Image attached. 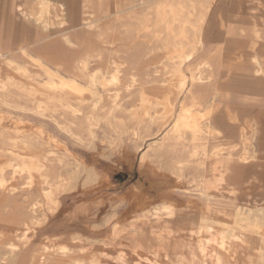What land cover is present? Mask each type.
I'll return each instance as SVG.
<instances>
[{"label":"rangeland","instance_id":"rangeland-1","mask_svg":"<svg viewBox=\"0 0 264 264\" xmlns=\"http://www.w3.org/2000/svg\"><path fill=\"white\" fill-rule=\"evenodd\" d=\"M43 1L51 11L57 0H0V83L17 81L15 87L0 88V148L8 150L0 154L6 181L0 188V232L11 233L13 215L29 213L33 220L27 241L19 232L18 238L7 236L17 245L7 264H264V233L232 221L242 205L238 200L257 201L263 210L257 214L264 216V0H78L70 27L48 20V14L38 19L30 13ZM159 3L176 6V28L185 26L187 39L168 35L159 51L139 52L146 38L161 35L162 20L172 24L169 12L161 17L154 10ZM68 42L78 46L62 48ZM48 48L74 58L90 51L89 73L106 71L109 82L97 105L85 93L84 98H62L77 110L75 117L51 104L37 111L36 104L46 103L44 69L54 67L41 61L39 68L36 61L50 57L43 53ZM189 54L179 66L178 59ZM211 60L213 69L208 68ZM19 68L24 72H16ZM194 75L218 90L208 120L211 135L177 139L170 132L171 119L166 121L169 115L155 114L153 109L161 106L153 102L171 97L176 116L178 105L187 101L185 95L174 100L176 81ZM141 96L149 100L152 118L137 123ZM201 146L219 153L209 165L216 160L240 165L245 175L235 179L221 173L220 188L205 196L206 162L201 156L190 162L193 148ZM178 150L183 154L180 169L174 165ZM25 158L42 162L34 178H21L10 167ZM55 184L60 185L56 205L43 198ZM163 206L171 208V216ZM209 215H228L234 233L223 232L225 244L210 243L202 256L197 242L208 238L200 229ZM164 227L170 234H163V245L156 247ZM17 229L22 230L21 223ZM134 239L141 248L131 251ZM62 247L67 251L61 252Z\"/></svg>","mask_w":264,"mask_h":264},{"label":"bare ground","instance_id":"bare-ground-1","mask_svg":"<svg viewBox=\"0 0 264 264\" xmlns=\"http://www.w3.org/2000/svg\"><path fill=\"white\" fill-rule=\"evenodd\" d=\"M151 0H133L131 3L134 2H142V3H148ZM162 1V0H161ZM206 1V0H205ZM154 2V1H153ZM170 2V1H168ZM43 1L42 3H37L35 6H37V8H35V6H31L29 8L30 13H34L36 15V17L38 19H43L46 17V15L44 16V14H48L49 18L48 20L50 21H56L59 25L65 26L67 25V27H70L71 25V17L73 16L75 9L78 5V0H57L54 3H52L53 8L51 9V11H47L45 6H47V3ZM156 3V2H155ZM163 3V2H162ZM174 3V2H173ZM172 3V4H173ZM30 4V3H28ZM152 4V3H151ZM190 4V3H189ZM158 5V4H157ZM160 5V3H159ZM157 6L156 12L159 13V15L161 17H164L165 13H170L172 15V24H170V22H167L166 20H162L161 18V23L163 22L164 25V29H162V33L161 35L152 37V39L150 38H146V44L148 46V48L145 45L144 48H139V52H143V49L145 51H149V50H158L159 51V43L163 44L164 42L168 41L170 38H177V40L180 39L181 40H186L187 37L184 33V27L182 25V27H180V29L176 28V24L179 23V16L176 12V6L171 5L170 3H166L164 5H160ZM176 5V4H175ZM182 5V4H181ZM192 5V4H191ZM190 5V6H191ZM151 6V5H150ZM185 6V5H184ZM187 6V5H186ZM200 6V5H199ZM198 6V7H199ZM148 7V6H147ZM155 7V4L154 6ZM152 7V8H153ZM179 8H182V6H180V4L178 3ZM192 7V6H191ZM207 7V6H206ZM39 8V9H38ZM41 8V10H40ZM151 8V9H152ZM19 9V8H18ZM150 9V8H149ZM183 9H185L183 7ZM189 9V8H188ZM202 9V8H200ZM209 9V8H208ZM190 10V9H189ZM194 10V9H193ZM192 10V11H193ZM206 10V9H205ZM146 11V9H145ZM153 11V10H152ZM195 11V10H194ZM197 11V10H196ZM208 11V10H207ZM151 12V11H150ZM179 12V11H178ZM181 12V11H180ZM183 12V11H182ZM181 12V13H182ZM188 12V11H187ZM23 13V12H22ZM152 13V12H151ZM180 13V14H181ZM184 13V12H183ZM182 13V14H183ZM206 13V11H205ZM187 15V14H185ZM197 15V13H196ZM188 16V15H187ZM190 16V15H189ZM199 16V15H198ZM35 17V18H36ZM133 17V16H132ZM155 17V16H153ZM159 17V16H158ZM185 17V16H184ZM200 17V16H199ZM204 17V16H203ZM157 18V17H156ZM194 18V17H193ZM205 18V17H204ZM165 19V18H164ZM168 19V18H167ZM182 19V17H181ZM192 19V18H191ZM195 19V18H194ZM14 20V19H13ZM185 20V19H184ZM189 20V19H188ZM187 20V21H188ZM49 21V22H50ZM127 21V20H126ZM133 21V20H132ZM142 21V20H141ZM144 21V19H143ZM156 21V20H155ZM15 22V21H14ZM134 22V21H133ZM157 22V21H156ZM197 22V21H196ZM10 23V22H9ZM21 23V22H20ZM125 23V22H124ZM129 23V22H128ZM131 23V22H130ZM135 23V22H134ZM191 23V22H190ZM199 23V22H198ZM202 23V22H201ZM127 24V23H126ZM143 24V22L141 23ZM153 24V23H151ZM160 24V23H159ZM181 24V23H180ZM183 24V23H182ZM185 24V23H184ZM189 24V23H188ZM200 24V23H199ZM11 25V24H10ZM14 25V24H13ZM24 25V24H23ZM45 25V24H43ZM122 25V23L120 24ZM134 24H132L133 26ZM138 25V24H137ZM158 25V24H157ZM179 25V24H178ZM192 25V24H191ZM197 25V24H196ZM195 25V26H196ZM125 26V25H124ZM128 26V25H127ZM126 26V28H127ZM131 26V27H132ZM136 26V25H135ZM175 26V30L174 27ZM130 27V26H128ZM158 27V26H157ZM156 27V28H157ZM161 27V26H160ZM133 28V27H132ZM186 28V27H185ZM198 28V27H197ZM201 28V27H200ZM32 29V28H31ZM135 29V27H134ZM138 29V27H137ZM135 29V30H137ZM155 29V28H154ZM63 31V30H62ZM132 31V29H131ZM130 31V32H131ZM58 32V31H57ZM129 32V33H130ZM188 32V29H187ZM150 33V31H149ZM156 33V32H155ZM154 33V34H155ZM192 33V32H191ZM175 34V35H174ZM197 34V33H195ZM37 35V34H36ZM149 35V34H148ZM168 35L170 36V38H168ZM174 36V37H173ZM191 36V35H190ZM193 36V35H192ZM144 38V37H142ZM174 38V39H175ZM199 38L197 37V42L200 44V40H198ZM190 40V38L188 39ZM192 40V39H191ZM164 41V42H163ZM168 43V42H167ZM166 43V44H167ZM182 43V42H181ZM184 43V42H183ZM182 43V44H183ZM186 43V42H185ZM180 44V42H179ZM177 43V45H179ZM198 44V45H199ZM256 44V43H255ZM197 45V44H196ZM257 45V44H256ZM255 45V46H256ZM7 46V45H6ZM78 46V43L76 42H71V43H67L62 45V48L66 49V50H70V48ZM164 46H166L164 44ZM175 46V45H174ZM200 46V45H199ZM250 46V45H249ZM253 46V45H251ZM250 46V47H251ZM143 47V45H142ZM162 47V45H161ZM186 47V46H185ZM190 47V46H189ZM169 48V47H168ZM167 48V49H168ZM14 49V48H13ZM175 49V48H173ZM194 49V47H193ZM251 49V48H250ZM253 49V48H252ZM88 50V49H87ZM161 50V49H160ZM163 50V48H162ZM166 50V49H165ZM178 50V49H177ZM154 51V52H155ZM189 51V50H188ZM192 51V50H191ZM190 51V52H191ZM90 51L83 53L81 55L74 57H71V55L69 54H62V51H58V49H51L48 48L45 51H43V53H47L50 55V57H39V60L36 61V63L39 66H42V62L41 61H45L47 62V64H50L51 66H53L54 70H45V78H47V81L45 82V88L47 90V96H46V103L43 104L42 101H40L37 105V111H46L47 108V104H51L52 108L55 107H59L60 109H62V111H64L66 114L75 117L77 115V110L74 109L72 106L68 105L67 103L63 102L65 97L68 96H74L77 99L79 98H84V94L87 93L86 98H88L89 100L95 102V104L97 105L100 101H101V95L100 93L102 91H106L108 90V78H107V72H101V73H89L88 70V60L89 58L92 57V55L89 53ZM138 52V53H139ZM145 53V52H143ZM151 53V52H150ZM172 53V52H171ZM181 53V51L179 52ZM193 53V51H192ZM22 54V53H21ZM191 54V53H190ZM189 55H187L186 57H181L180 59H178V65L180 66L184 60L189 59ZM25 56V54H23ZM170 55V52L168 54V56ZM174 55V54H171ZM176 55V54H175ZM28 57V56H27ZM29 59H31L30 57H28ZM45 58V59H42ZM255 58V57H253ZM252 58V59H253ZM32 60V59H31ZM36 60V59H35ZM34 61V60H33ZM214 60H211V62L208 64V68H212L213 69V62ZM9 64V63H8ZM37 66V65H36ZM40 68V67H39ZM24 69L19 68L16 72L20 73V72H24ZM141 70V68H140ZM184 70V69H183ZM31 71V70H30ZM116 74V73H115ZM11 75V74H10ZM14 75H12L13 77ZM183 76V75H182ZM115 78H117V76L115 77H111L110 81L112 82V80H115ZM10 80H12L11 78H9ZM15 79H17L15 77ZM19 80V79H18ZM15 83H17V81H14ZM13 81H8V83L5 81L4 85H2L0 83V88H5V85H12V86H16L14 85ZM110 82V83H111ZM114 82V81H113ZM171 84V83H170ZM174 84V83H173ZM172 85V84H171ZM110 87V86H109ZM171 87V86H170ZM176 92H175V98L174 100H176V98L178 96H184L187 98V101L183 104L180 103V105H178V109H177V114L176 116H173L174 114V107L172 102H169V100L166 97H161L160 101L157 102L155 104L154 103V107L157 106H161V108H155L153 109L155 114H159V112H161L163 115V117L168 116V119L166 121H169L171 119L170 122V132L172 137H177V139H182L183 137H186V135H192L196 138L205 135L206 137H209V134L211 135V126L208 122L209 120V115H210V110L213 106V103L215 102V99L218 95V90L217 88L212 85L209 86L208 84H205L202 82V78L200 76L194 75L190 78H188L187 80L184 79L183 77L179 78V80L176 81ZM157 88V87H155ZM172 89H175L174 87ZM148 90V89H147ZM49 91V92H48ZM142 91V90H141ZM170 91V90H169ZM172 93V92H171ZM170 93V94H171ZM166 94V93H165ZM168 94V93H167ZM53 95H55L56 97H54ZM140 95V94H139ZM116 96V94H115ZM114 96V97H115ZM168 96V95H167ZM172 96V95H171ZM146 97V96H145ZM145 97H139L140 101V107H141V112L139 113V115H136L134 118H137V123L140 122H144L145 120H143L144 118H146V116H148L149 118H152V116L149 113V110H151V107H147L146 104L149 103V100ZM155 97V96H154ZM156 98V97H155ZM154 98V99H155ZM173 98V97H172ZM184 98V97H183ZM139 104V103H138ZM171 106V108H169ZM45 107V108H44ZM137 111V110H136ZM39 112V111H38ZM151 112V111H150ZM94 111H92V117L94 116ZM159 119V118H157ZM92 121H96L93 118L90 119ZM156 120V119H155ZM220 122V121H219ZM136 123V124H137ZM223 123V122H222ZM221 124V122H220ZM165 125V124H164ZM163 125V126H164ZM91 126V125H89ZM91 128V127H90ZM241 129V128H240ZM212 130V129H211ZM244 131V130H243ZM252 131V130H251ZM250 131V132H251ZM259 131V123H256V132ZM243 134V133H242ZM251 134V133H250ZM168 135H170V133H168ZM244 135V134H243ZM252 136V135H251ZM241 137V135H240ZM244 140V139H243ZM154 143V142H153ZM157 143V142H156ZM155 144V143H154ZM248 145V144H247ZM246 145V146H247ZM233 147V146H232ZM249 147V145H248ZM248 147H246L248 149ZM252 147V146H251ZM162 148V147H161ZM169 149V148H168ZM220 149V148H219ZM224 149V148H223ZM233 149V148H232ZM246 149V150H247ZM222 150V149H221ZM231 150V149H230ZM250 150V149H248ZM7 149H3V147L0 148V154L7 152ZM10 152V151H9ZM246 153V152H244ZM248 153V152H247ZM246 153V154H247ZM250 153V152H249ZM248 153V154H249ZM178 158L180 159H175L174 161V165L180 169V167L183 166V162H182V152H180V150H178ZM251 154V153H250ZM219 153L218 152H213V153H209L208 150L204 147L201 146L200 150H197L196 148H193V152L190 154V162L191 161H195L198 157L201 156V158H203V161L206 162L203 163L205 170H206V176L203 178V189L202 192L205 196L209 197V193H207V191L210 189L215 188L216 186H218V182L222 180V176L221 173L224 172H230V174L233 176V178L235 179H239L242 178V176H244V172L242 170V168L240 167V165H227L226 163H222L219 160L214 161L213 163H211L209 165L208 160L210 158H213L215 156H218ZM240 155H242L240 153ZM250 156V155H249ZM15 157V156H14ZM29 158V156H28ZM31 158V157H30ZM217 158V157H216ZM214 158V159H216ZM220 158V157H219ZM247 158V157H246ZM26 159V158H25ZM21 160V161H15L14 165L12 163V165H10V167L12 168H17L18 170H14L15 172H18L21 174V178L24 177L25 178H31L33 176L34 172H40L41 170V165L40 163L41 160L38 159H29V160ZM230 159V158H229ZM227 159V160H229ZM243 159V158H242ZM250 159L252 160V158L250 157ZM17 160V159H16ZM213 160V159H212ZM240 161V160H239ZM5 162V161H4ZM3 162V163H4ZM45 162V161H43ZM8 163V162H7ZM6 163V164H7ZM202 164V165H203ZM3 166V165H2ZM8 167V166H7ZM15 168V169H16ZM45 169V168H44ZM12 170V169H11ZM23 173V175H22ZM220 175V177H218V179L215 178V176ZM16 174V173H15ZM17 175V174H16ZM15 176V175H14ZM45 177V174L43 175ZM208 177H210L208 179ZM34 178V177H32ZM36 178V177H35ZM11 179V178H10ZM15 179V178H14ZM48 180V179H47ZM223 182V181H222ZM253 182V181H252ZM47 183V182H46ZM260 183V182H259ZM34 184V183H33ZM249 184V183H248ZM6 185V181H5V173L3 171L2 168H0V188L4 187ZM9 186V185H7ZM260 186V185H259ZM44 187V186H43ZM52 192H49L48 194L45 195V198L47 203L50 204H55L56 205V201L54 199V193L60 188L59 184H55L52 186ZM219 187V186H218ZM28 188V187H27ZM220 188V187H219ZM2 189V188H1ZM0 189V191H1ZM50 189V188H49ZM217 190V189H215ZM49 191V190H48ZM208 191V192H209ZM212 191V190H211ZM214 191V189H213ZM212 191V192H213ZM231 191V190H230ZM251 191V190H249ZM217 192V191H216ZM247 192V190H246ZM223 193V192H222ZM235 193V192H234ZM42 194H44L42 192ZM224 194V193H223ZM237 194V193H236ZM261 194V192H260ZM229 195V194H227ZM226 195V196H227ZM256 195V194H255ZM258 195V194H257ZM43 196V195H42ZM263 196V195H262ZM250 197V196H249ZM248 197V198H249ZM232 198V197H231ZM264 200V198H263ZM264 202V201H263ZM238 203L242 204L239 206L238 209V213L234 215L233 217V224L239 226L240 228L245 225L248 228H251L252 230L258 232L259 235H262L264 233V216L258 215L257 213H261L263 212L262 210V206L259 205L260 203H258L257 201L254 200H238ZM161 205V204H160ZM38 206V205H37ZM49 207V206H47ZM33 208V207H32ZM34 209V208H33ZM42 209V208H41ZM39 210V209H38ZM163 211L166 212V214H168L169 216H171L172 211L170 207L167 206H163ZM32 213V210H31ZM29 213H26L24 215L21 216H15L13 215L12 217H10V221H9V225H10V229L9 232L11 233H3L0 232V264H7L9 262V257L14 254L15 250L17 249V245L9 240H7V236L9 234L14 235V238H18L17 232H19V234L21 233V238H23V242L28 240V236H26V233L28 232V230L31 229L30 225L31 222L30 221V215H28ZM23 219V220H22ZM230 217L228 215H223L222 217H215V216H206L203 219V223L205 224L204 227H202L200 230L202 232H205L208 234V238L205 240H199L197 242V248H198V252L199 254H203L208 248H212V245H210V243H215L218 245H222L224 243V240H226L227 238H225L223 236V232L226 233H230L232 235V233H234V230L232 229V227H230ZM35 222V221H34ZM21 223L22 224V230H18V224ZM39 224V223H38ZM36 226V225H35ZM151 231V230H150ZM199 231V230H198ZM30 232V231H29ZM153 232V230H152ZM129 233V232H128ZM131 233V232H130ZM133 233V232H132ZM151 233V232H150ZM163 234H170L169 229L165 228L163 230H160V232L158 233L157 236V246L156 247H160L163 245L164 243V238H163ZM131 235V234H130ZM228 240L230 238V235H227ZM233 236V235H232ZM232 238V237H231ZM13 241V240H12ZM228 242V241H227ZM225 244V243H224ZM155 247V248H156ZM221 247V246H220ZM115 248V247H114ZM129 248L131 249V251H136L138 249L141 248L140 246V242L136 239H134L131 242V245L129 246ZM219 248V247H218ZM222 248V247H221ZM45 250V249H44ZM59 250L61 252H66L67 249L65 247L59 248ZM106 250V249H105ZM59 251V252H60ZM154 251V250H153ZM155 253L157 252L154 251ZM153 252V253H154ZM210 253V252H209ZM123 252L119 251V256L117 257H122L123 256ZM157 254V253H156ZM117 255V253H116ZM205 255V254H204ZM209 255V254H208ZM213 255V254H212ZM203 256V255H202ZM204 258V257H203ZM145 260V259H144ZM216 260V259H215ZM43 262H45L44 260H42ZM47 262V261H46ZM217 262V261H216ZM218 262H220L218 260ZM74 264H82V262L76 261ZM89 264H96L94 261H91ZM137 264V263H136ZM156 264V263H155Z\"/></svg>","mask_w":264,"mask_h":264}]
</instances>
